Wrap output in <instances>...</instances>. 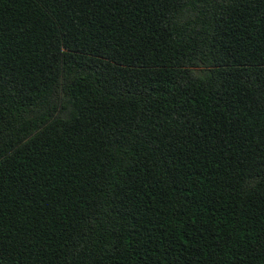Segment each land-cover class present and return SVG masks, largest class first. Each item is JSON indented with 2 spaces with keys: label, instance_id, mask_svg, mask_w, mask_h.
Returning a JSON list of instances; mask_svg holds the SVG:
<instances>
[{
  "label": "trees",
  "instance_id": "16d2710c",
  "mask_svg": "<svg viewBox=\"0 0 264 264\" xmlns=\"http://www.w3.org/2000/svg\"><path fill=\"white\" fill-rule=\"evenodd\" d=\"M0 264H264V0H0Z\"/></svg>",
  "mask_w": 264,
  "mask_h": 264
}]
</instances>
